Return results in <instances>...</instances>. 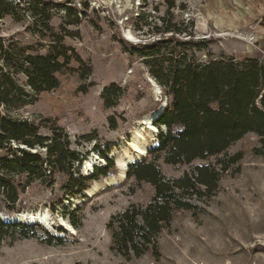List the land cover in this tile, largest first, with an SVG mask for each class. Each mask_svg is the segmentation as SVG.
Masks as SVG:
<instances>
[{
  "label": "rangeland",
  "instance_id": "rangeland-1",
  "mask_svg": "<svg viewBox=\"0 0 264 264\" xmlns=\"http://www.w3.org/2000/svg\"><path fill=\"white\" fill-rule=\"evenodd\" d=\"M30 1L38 3V0H7L15 12L0 18L3 49L14 42L17 47L30 45L44 55L52 37H63L62 43L92 67L89 81L93 86L86 94L78 93L81 84L78 74L65 73L60 77L58 89L41 94L36 103L11 115L35 125L42 123L39 129L42 137H52L49 129H58L57 133L68 141L69 149L81 153L84 161L96 154L105 162L102 155L112 152L107 145L128 138L147 114L165 103L168 105L163 89L148 72L145 62L149 60L136 53L170 36L163 33L167 24L185 28L186 34L178 36L183 40L191 33L193 40L208 42L205 49L189 51V58L205 62L226 55L238 60L258 58L264 63V0H39L69 6L77 13L79 22L73 25L69 23L72 16L69 18L65 11L50 7V33L43 26V18L38 16L34 22L25 11ZM84 4L88 6L85 15ZM62 29L75 37H64ZM125 31H130L136 42L127 40ZM173 48L170 43L163 49L169 53ZM70 67L78 66L71 62ZM111 85L122 92L115 106L106 108L101 94ZM45 119L50 122H41ZM257 145V137L249 134L229 148V155L241 152L243 160L222 177L218 192L202 205V212L179 214L171 233L162 234L159 262L148 257L126 262L109 250L108 221L130 204H145L152 195L148 185L137 187L131 180H125L92 199L84 197L76 207H64L66 200L77 195L69 194L70 175L60 173L25 188L13 210L0 198V216L46 207L51 214L64 219L73 231L65 228V233L50 231L63 239L62 244L49 241L46 234H50L42 228L26 234L5 232L0 242V264H264V161L252 152ZM152 147L155 146L149 144ZM45 151L36 148L32 152L44 159ZM3 156L0 152V158ZM143 160L150 162L152 157ZM156 164L167 177H178L188 170V167L172 168L162 160ZM77 167L75 164V174ZM116 171L113 161L108 174L114 175ZM9 179L18 185L24 183L25 176ZM131 186H135L134 193L130 192Z\"/></svg>",
  "mask_w": 264,
  "mask_h": 264
},
{
  "label": "trees",
  "instance_id": "trees-1",
  "mask_svg": "<svg viewBox=\"0 0 264 264\" xmlns=\"http://www.w3.org/2000/svg\"><path fill=\"white\" fill-rule=\"evenodd\" d=\"M50 7L65 11L66 16L73 17L69 23L78 24L77 13L69 6L38 0V3L30 1L25 11L34 22L38 16L43 18V26L50 33ZM83 7L85 15L88 6L84 4ZM170 8H173L172 4ZM14 12L11 3L0 0V18ZM185 31L182 26L167 24L163 33L170 36L136 51L149 60L145 62L148 72L163 89L168 105L153 124L158 128L159 142L148 149L152 161L143 160L127 168L126 180H131L137 187L148 185L152 189L150 199L145 204H130L113 215L106 225L110 233L109 250L126 262L144 257L154 262L161 260L162 234L171 233L179 214L202 212V205L218 192L222 177L243 160L241 152L227 153L232 145L252 134L258 139L252 152L264 161V63L258 58L238 60L226 55L205 62L189 58V51L205 49L208 42L193 40L191 33L187 34L186 40L179 38L186 34ZM62 32L64 37H75L64 29ZM62 39L52 37L44 55L30 45L17 47L11 42L4 50L0 44V152L4 153L0 158V198L9 210H13L19 195L35 181L51 180L55 174L67 173L70 175L69 194L80 195L88 188L90 180L108 176L113 166L109 152L104 151L102 157L106 167H94L93 173L84 177L80 174L84 157L69 149L68 141L62 139L58 129H49L52 137H42L39 134L42 123L35 125L28 119L11 115V112L36 103L41 94L58 89L60 77L65 73L78 74L81 81L78 93L86 94L93 86L89 81L92 67L74 49L66 47ZM170 43L174 48L165 53L163 48ZM178 48L179 52L176 51ZM71 62L78 67H70ZM121 92L114 85L104 88L103 105L114 107ZM110 121L115 128L113 119ZM160 127H165L166 131L159 130ZM36 148L46 150L44 159L32 152ZM210 159L214 162H209ZM159 160L172 168L188 167V170L178 177H167L156 164ZM75 164L78 165L76 174ZM13 176H25L24 183L13 185L9 179ZM135 186L130 187L131 193ZM72 225H75L74 220ZM36 228L41 229L38 225L7 224L0 219V242L5 232L26 234ZM57 232L66 231L58 229ZM49 234H46L49 241L62 244L63 239Z\"/></svg>",
  "mask_w": 264,
  "mask_h": 264
},
{
  "label": "bare ground",
  "instance_id": "bare-ground-1",
  "mask_svg": "<svg viewBox=\"0 0 264 264\" xmlns=\"http://www.w3.org/2000/svg\"><path fill=\"white\" fill-rule=\"evenodd\" d=\"M124 35L127 40L136 42L130 31H125ZM240 38V37H239ZM166 103L154 112L147 114L141 119L137 126H135L128 138H120L115 140L111 145H105L111 148L110 158L115 162L116 173L108 175L100 180L92 181L90 186L83 191V196L77 195L72 197L70 201H65V206L70 205L76 207L83 202V198H94L98 193L107 191L111 187L121 185L126 180L127 168L129 163L140 162L143 158L148 156L149 144L153 146L158 145L157 133L158 128L153 126V121L161 114ZM159 130L166 131L165 127H160ZM128 141V142H127ZM110 153V152H109ZM104 161L96 154L90 156L84 161L81 166V171L88 174L94 170V166H103ZM2 219L9 224H28L38 225L50 233L58 229H67L72 232L71 226L64 221V219L56 217L51 214L46 207H38L35 209H27L13 215L2 217Z\"/></svg>",
  "mask_w": 264,
  "mask_h": 264
},
{
  "label": "water",
  "instance_id": "water-1",
  "mask_svg": "<svg viewBox=\"0 0 264 264\" xmlns=\"http://www.w3.org/2000/svg\"><path fill=\"white\" fill-rule=\"evenodd\" d=\"M166 110V106L164 107V109H163V111L161 112V114L159 115V116H157V118L154 120V121H157L162 115H163V113H164V111ZM153 121V122H154ZM166 129V128H165ZM22 149V148H21ZM133 164H135V162H133V163H129L127 166H126V168H128L129 166H131V165H133ZM126 175H127V173H126ZM0 219L4 222V223H6L3 219H2V217L0 216ZM7 224H9V223H7ZM21 225V224H20Z\"/></svg>",
  "mask_w": 264,
  "mask_h": 264
}]
</instances>
